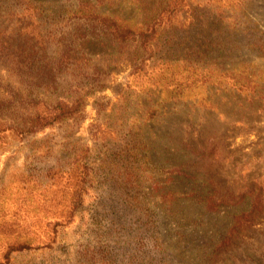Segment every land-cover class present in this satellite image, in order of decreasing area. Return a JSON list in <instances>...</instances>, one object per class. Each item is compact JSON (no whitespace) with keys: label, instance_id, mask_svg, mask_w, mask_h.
Returning a JSON list of instances; mask_svg holds the SVG:
<instances>
[{"label":"rangeland","instance_id":"rangeland-1","mask_svg":"<svg viewBox=\"0 0 264 264\" xmlns=\"http://www.w3.org/2000/svg\"><path fill=\"white\" fill-rule=\"evenodd\" d=\"M28 1L0 0L10 58L19 14L24 33L84 34L68 42L78 52L96 44H84L88 69L73 63L57 83L22 79L0 52V264H264V86L226 88L240 72L264 79V53L250 46L264 37V0ZM85 2L134 30L163 22L149 49H118L62 19ZM30 5L55 14L37 23ZM220 21L247 39L221 35V51L195 57L200 22L213 32ZM55 48L43 62L54 65ZM76 99L73 116L39 125L49 106ZM180 171L218 207L177 195L162 208L158 186L172 177L180 188Z\"/></svg>","mask_w":264,"mask_h":264},{"label":"trees","instance_id":"trees-1","mask_svg":"<svg viewBox=\"0 0 264 264\" xmlns=\"http://www.w3.org/2000/svg\"><path fill=\"white\" fill-rule=\"evenodd\" d=\"M31 3L32 1L29 0L27 4ZM30 9V14L32 17L30 16V14L27 15L29 17L28 20L30 21V17L31 19L37 18V23L42 22V19L45 17L46 13L52 15L55 14L50 6H45L41 10L36 6L32 7V5H30L29 10ZM60 13L62 14V12ZM62 19L67 20V22L75 23H81L83 21L88 24L89 28H99L104 36H106L109 41L111 40L112 44L118 47V49L127 47L128 45H130V43H136V41H139V47L142 46L145 49H149V43L151 41L150 39L157 33L159 26L163 22L159 18L158 20H154L153 23L148 24L144 29L141 28V30H134L124 27L116 18L98 13L93 9L92 6L88 5L86 2L79 3L73 10H70L68 16H63ZM24 23L25 22L22 18V14H19L17 22H15V24L17 25L15 31L18 38L16 41L17 45H15L17 47V50H21L17 51V54H13L10 58L7 53L8 47L11 46L10 42L8 43L10 45L6 46L7 43L3 40H0V52L5 57L8 56L7 59L10 58V63L12 64L11 69L16 70L17 73L21 77H23L22 79H28V81H30V77H37V79L42 83L43 80L48 77V79L45 80H51L53 81V83H57L56 80L58 79V76L61 74H65L66 69L71 64L81 63L80 70L83 68H87L86 61H88L89 58L85 57L83 59L82 56H85L87 53L89 54L92 51H90L88 48H86L87 50H85V47L88 46L84 44L90 42L93 43L92 45L94 47V44L96 43L88 41L86 39L82 42H78V45L84 46L82 47L84 48V52H78V50H75L73 47H71V44H69L68 46V42H72L73 44L76 39L80 40L81 37H86L84 34L77 35L74 31L70 34V37H67L62 35V31L52 30L50 32H47L45 36H43L42 34H35V36H33L31 33L23 32L26 27ZM199 25V27H202L198 30V35H200L201 38L198 39L197 35V37L191 40V43H194L193 52H195V57H202V54H205L203 56L205 59L209 57V51L216 49L217 52L221 51L224 45L221 35L227 34V38L231 39L233 37L232 33H234L235 35L241 36L242 40L247 39L246 34H243V31H245L246 28H244L243 31L242 29L240 30L237 22H233L229 26L228 24H224L222 21H220L219 31H217L216 28L213 30V32L208 30L210 28L209 26L203 28V24L201 22ZM167 26H169V24H167ZM57 27L62 28V24ZM90 31L91 32L89 35L95 36V34L93 33V29H90ZM241 31L243 35H240ZM48 46L56 47L55 53L58 55V57L56 58V60H54V65H51L48 61L43 62V58L46 55L45 52L48 50ZM212 46H214L215 49H212ZM250 46L253 48V50L255 47L258 53H264V37L256 38L255 41L251 42ZM138 69H141V67H139ZM195 70L196 72H199V74H201L200 72L206 71L209 74L208 78H212L216 73L215 68L198 67L195 68ZM80 73L83 74L85 72L80 71ZM94 73H96V71ZM262 82H264V79H256L253 73L249 72L248 74L245 72H240L238 81L234 82V84L226 88H233L238 92H253V94H256L259 92V89L264 86L262 85ZM181 85V83H177L176 87H179ZM81 101L82 99L80 100V102L79 99H76L71 103L69 101L60 100L56 105L49 106L46 114L39 117V125H49L50 121L62 120L64 118L73 116L78 110ZM31 123H33V121ZM180 173L181 171L178 173L177 179V182L180 184V188L176 187L175 184L173 187H171L170 180H172V177L168 178L158 186L159 195L163 203L162 208H172L174 206H177V203H172L177 195L190 204L196 201L197 204H199L205 211L218 207V205L214 204V202H208V200L210 199V191L203 188L202 182L197 183V181H194V179L192 180L193 177H189L186 179L179 178Z\"/></svg>","mask_w":264,"mask_h":264}]
</instances>
